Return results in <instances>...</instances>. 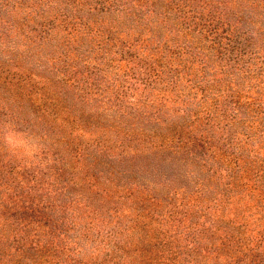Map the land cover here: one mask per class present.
Masks as SVG:
<instances>
[{
	"label": "rangeland",
	"instance_id": "rangeland-1",
	"mask_svg": "<svg viewBox=\"0 0 264 264\" xmlns=\"http://www.w3.org/2000/svg\"><path fill=\"white\" fill-rule=\"evenodd\" d=\"M0 264H264V0H0Z\"/></svg>",
	"mask_w": 264,
	"mask_h": 264
}]
</instances>
